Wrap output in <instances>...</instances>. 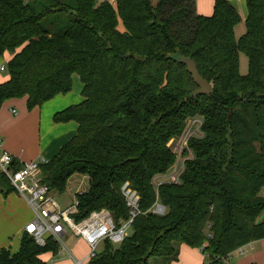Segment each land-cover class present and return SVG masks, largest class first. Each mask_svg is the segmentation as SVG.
<instances>
[{
    "label": "trees",
    "instance_id": "1",
    "mask_svg": "<svg viewBox=\"0 0 264 264\" xmlns=\"http://www.w3.org/2000/svg\"><path fill=\"white\" fill-rule=\"evenodd\" d=\"M246 5L236 39L241 16L229 0H216L211 16L197 14L196 0H0V58L9 56L0 109L10 99L26 97L33 110L67 95L75 75L83 85V100L54 115L78 130L41 164L52 195L87 176L75 219L104 209L117 225L129 219L123 185L140 196L125 240L104 242L88 264H167L182 244L201 250L204 264H228L264 239V0ZM179 55L212 84L208 96H192L198 86ZM194 117L203 136L189 141L181 183L156 188L176 162L169 141ZM0 178V193L14 191ZM157 200L163 216L152 212ZM59 251L52 237L40 247L24 233L18 251L1 250L0 264H47L41 257Z\"/></svg>",
    "mask_w": 264,
    "mask_h": 264
},
{
    "label": "crops",
    "instance_id": "2",
    "mask_svg": "<svg viewBox=\"0 0 264 264\" xmlns=\"http://www.w3.org/2000/svg\"><path fill=\"white\" fill-rule=\"evenodd\" d=\"M215 1L196 0L197 13L202 16H211ZM229 1L237 8L241 16L240 24H245L248 13L247 0ZM4 59L8 61L9 56ZM2 60L0 58V62ZM7 80L8 75L0 74V84ZM82 88L79 76L75 75L73 90L70 93L59 95L33 110L28 109L26 97L20 100L10 99L3 103L0 109V141L3 147L13 155L14 160L20 165L35 160L46 163L53 159L63 145L77 134L78 124L75 121L56 123L54 115L72 105L79 104L83 100ZM0 188H2L1 185ZM12 192L0 193V252L5 248L11 249L12 252L19 250L22 236L25 233L24 229L31 219V212L27 205ZM63 243L66 251L60 249L58 255L48 256L46 258L48 264H76L77 260H85V264H88L86 258L90 249L83 239L72 235L68 239V244L64 241ZM242 249L243 254L238 251L231 254L228 264H264V239L252 242ZM204 263L205 256L201 250L182 244L179 247L177 260L167 264Z\"/></svg>",
    "mask_w": 264,
    "mask_h": 264
},
{
    "label": "built area",
    "instance_id": "3",
    "mask_svg": "<svg viewBox=\"0 0 264 264\" xmlns=\"http://www.w3.org/2000/svg\"><path fill=\"white\" fill-rule=\"evenodd\" d=\"M202 125L201 118H191L187 121L183 134L169 141L168 147L176 155V162L167 174L155 179L156 188L164 183H181L185 162L191 157L189 141L193 137L203 136ZM186 152L190 153L189 156H185ZM14 161L13 155L3 147L0 141V174L7 178L14 192L33 210L35 218L26 225L24 232L30 235L40 247H45L48 238L52 237L57 241L60 249L65 251L63 237L69 229L75 237L83 239L89 246L90 252L86 260L90 261L99 253V247L104 242L110 241L114 246L120 245L128 236L135 218L140 214V196L127 182L122 187V194L129 208L127 221H121L120 225H117L113 214L103 209L92 212L86 219L78 222L74 217L78 213L77 201L64 209L60 208L49 186L43 182L42 161L24 163L19 169L13 166ZM152 212L163 216L167 212V207L157 200ZM236 251L243 254L242 248ZM76 264H85V260H77Z\"/></svg>",
    "mask_w": 264,
    "mask_h": 264
},
{
    "label": "rangeland",
    "instance_id": "4",
    "mask_svg": "<svg viewBox=\"0 0 264 264\" xmlns=\"http://www.w3.org/2000/svg\"><path fill=\"white\" fill-rule=\"evenodd\" d=\"M196 12H197V9H196ZM245 32H246L245 24L242 23V24L238 25L235 28L236 39H239L243 34H245ZM2 59H3L1 61L2 63L0 62V74L6 76L7 75V72H6L7 60L4 58H2ZM248 70H249L248 57L244 53H241L240 54V72L242 75H246L248 73ZM75 91H77L76 87H75ZM188 154H190V153L188 152ZM88 189H89V179L87 178V176H84L81 174H76L73 177H71V179L69 180V182L67 184L66 192L64 194H62L61 196H56L55 199L58 202L60 208L64 209V208H66L70 205H73L75 203L76 194H78L80 192L87 191ZM12 193L17 195V197H19L22 201H24V203L27 205V207L29 208V210L31 212V219L29 220V222L33 221L35 218L34 212L31 209V207L28 205V203L23 198H21L18 194H16L14 191ZM72 235H73V233L69 229H67L66 235L63 237V241L68 244V239H70L72 237ZM102 249L103 248L101 245L99 247V252L102 251ZM48 256H50V257L53 256V253H46L42 256L43 260L46 261V263H47L46 258Z\"/></svg>",
    "mask_w": 264,
    "mask_h": 264
},
{
    "label": "water",
    "instance_id": "5",
    "mask_svg": "<svg viewBox=\"0 0 264 264\" xmlns=\"http://www.w3.org/2000/svg\"><path fill=\"white\" fill-rule=\"evenodd\" d=\"M175 61L178 64L186 66L187 72L192 76L194 83L198 86V89L192 93L193 97L208 96L211 93L212 84L200 75L194 59L179 55Z\"/></svg>",
    "mask_w": 264,
    "mask_h": 264
}]
</instances>
